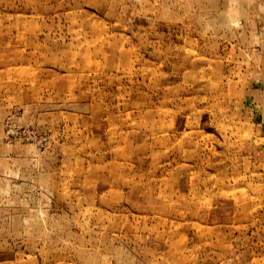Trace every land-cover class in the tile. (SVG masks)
<instances>
[{
  "label": "rangeland",
  "instance_id": "obj_1",
  "mask_svg": "<svg viewBox=\"0 0 264 264\" xmlns=\"http://www.w3.org/2000/svg\"><path fill=\"white\" fill-rule=\"evenodd\" d=\"M0 264H264V0H0Z\"/></svg>",
  "mask_w": 264,
  "mask_h": 264
},
{
  "label": "bare ground",
  "instance_id": "obj_2",
  "mask_svg": "<svg viewBox=\"0 0 264 264\" xmlns=\"http://www.w3.org/2000/svg\"><path fill=\"white\" fill-rule=\"evenodd\" d=\"M75 24H76V23H75ZM71 25H72V24H71ZM73 25H74V24H73ZM77 25H78V24H77ZM77 25H76V26H77ZM78 26H79V25H78ZM71 27H72V26H71Z\"/></svg>",
  "mask_w": 264,
  "mask_h": 264
}]
</instances>
